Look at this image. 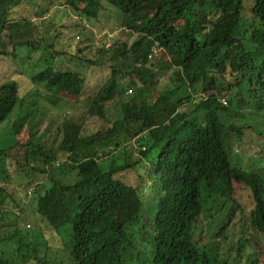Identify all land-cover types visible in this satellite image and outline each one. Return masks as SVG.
Returning a JSON list of instances; mask_svg holds the SVG:
<instances>
[{
  "label": "trees",
  "instance_id": "1",
  "mask_svg": "<svg viewBox=\"0 0 264 264\" xmlns=\"http://www.w3.org/2000/svg\"><path fill=\"white\" fill-rule=\"evenodd\" d=\"M45 1L86 20L106 4L136 38L92 55L79 46L58 51L27 18L31 0H0V58L50 49L51 65L30 76L35 94L53 107L80 103L56 121H36L37 104L26 101L18 82L0 83V130L15 117L9 138L0 140V264H228L210 260L217 246L197 236L201 215L213 210L227 212L213 240H228L237 213L264 235V167L247 171L229 161L230 148L252 129L222 120L255 116L264 123V0ZM88 68H104L106 76L85 91ZM171 70L175 91H160ZM111 103L119 106L116 116ZM256 135L264 146V133ZM128 172L136 175L133 185L121 177ZM12 179L33 187L32 216L58 235V253L28 229L13 204ZM146 182L156 192L149 213ZM232 242L225 254L238 260L248 248L257 264L255 242L237 240L233 252Z\"/></svg>",
  "mask_w": 264,
  "mask_h": 264
},
{
  "label": "rangeland",
  "instance_id": "2",
  "mask_svg": "<svg viewBox=\"0 0 264 264\" xmlns=\"http://www.w3.org/2000/svg\"><path fill=\"white\" fill-rule=\"evenodd\" d=\"M45 0H31V7L25 8L27 9V18L32 20L33 26L36 27L35 33L37 36H45L46 40L52 44H54L55 48L58 51H66L69 53H73L77 46L86 47L88 54L97 53L100 48H108L114 41L123 40L126 43L130 44L136 38L135 35H131L130 32L124 31L121 29V15L116 9H112L108 7L106 4L104 8L99 13V16L96 20L90 19H80L75 14L66 11L60 5L50 1ZM47 3V4H46ZM48 4H53V6H48ZM43 12V14H41ZM35 13L37 15L33 16ZM80 45H79V40ZM51 50L45 49L43 47L32 48H24L19 51L18 57H7L0 58V83L5 80V77L12 78L16 83L18 82L20 86L21 93L24 95L27 102H33L32 99L37 104V112L35 114V120L40 121L47 117L51 120H58L61 116L66 113L71 112L72 110H76L80 107V103L73 104L72 102H66L65 104L59 105V107H53L46 102H43L38 95L35 94L33 87L31 86L30 76H33L47 66L51 65L52 60H50ZM157 61H164V57L160 56L157 58ZM83 72L86 73L88 82L86 84L85 91L92 90L94 86L98 83L102 82L106 76V70L104 68H88ZM21 74V76L19 75ZM177 75H175V71L171 70L167 73L165 77H163L162 81H160L158 89L160 91H175L176 84L173 81ZM180 77V76H179ZM186 90L182 89V91L178 90L174 93V96L185 93ZM188 92V91H187ZM129 93V92H128ZM30 94V95H29ZM200 97V96H199ZM198 99L196 96L193 100ZM110 110L114 116L119 114V106L118 104L111 103ZM189 110V106H182L179 111L187 112ZM247 110L245 109L243 113L245 114ZM45 116L42 118L41 116ZM13 118L6 120L2 124V129L0 130V140L8 139L11 134V125L13 119H15L14 114ZM200 120L202 117L200 116ZM222 120L225 123H235L238 127L243 128H251L244 130L243 140L240 142L234 143V145L230 148L229 152V161L231 165L237 166L247 171H260L264 167V156H263V140L258 137L256 134L264 133V123L258 120L257 117H247L245 119H233L229 116H222ZM253 127V128H252ZM129 152H133V155L127 156L130 160L136 158V152L134 150L133 143H130L127 146ZM236 149L239 150L237 154ZM125 154V155H126ZM121 155V154H119ZM121 157V156H120ZM124 157V156H123ZM125 158V159H126ZM114 160V159H113ZM122 162V157L116 159V163L120 164ZM136 169V168H135ZM141 173V172H139ZM122 179L133 185L136 183L135 177L136 175L132 172H128L126 174H122ZM19 179L11 180V186H13L12 191V200L13 204L16 207H20L24 211V218L28 219L26 224L29 225L28 229H34V238L39 241H43L45 238L46 242L53 247V252L58 253V247L61 244L58 235L49 230V228L37 218L34 219L32 216V212L35 208V202L37 196L33 195V187L29 188L18 187L17 182ZM22 183V181H21ZM147 184V185H146ZM142 185L141 194L143 196V201L146 205L147 212H151L152 203H154L153 199L156 195L155 191H151L150 183ZM38 192L42 190L43 185H38ZM237 190H239L237 188ZM241 197L239 200L242 204L247 205L248 202L245 198V193L240 191ZM13 206V208H15ZM14 212H17L18 209H13ZM224 213H227L225 209L220 212L213 211H205L201 215L199 219V223L197 224V230H201L199 235L197 234L199 241L201 244L205 242H213V244L217 247L211 248L212 254L209 255L210 260H224L226 258V262L228 264H252L251 256L248 253L249 249L246 248L240 254L238 260L234 259L235 254L227 255L224 253L225 245L230 240H233L234 246L230 251L233 252L236 241L237 240H245L250 245L252 242H255L259 250L251 252L256 254V259L258 260L257 264H264V235H256L253 231L252 225L249 223V215L240 216L238 213L233 217L231 221L232 232H225L228 240L216 239L213 240V234L216 229L221 224V220L224 216ZM147 215V213H145ZM210 215H212L210 217ZM35 221V222H34ZM38 227V228H37ZM32 233V232H30ZM43 236V238H42ZM233 237L231 239V237ZM55 250V251H54ZM224 253V254H223ZM261 253V254H259ZM263 253V254H262ZM223 254V255H222ZM218 255V257H217ZM145 261H142L140 264H144ZM214 264V262L212 263Z\"/></svg>",
  "mask_w": 264,
  "mask_h": 264
}]
</instances>
